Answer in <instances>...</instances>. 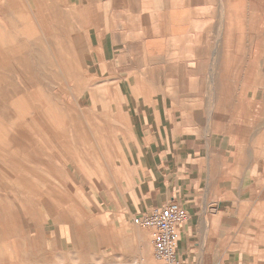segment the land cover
I'll return each instance as SVG.
<instances>
[{"label":"rangeland","instance_id":"1","mask_svg":"<svg viewBox=\"0 0 264 264\" xmlns=\"http://www.w3.org/2000/svg\"><path fill=\"white\" fill-rule=\"evenodd\" d=\"M119 1L109 41L96 1L0 0V264H163L162 170L264 146V0Z\"/></svg>","mask_w":264,"mask_h":264},{"label":"crops","instance_id":"2","mask_svg":"<svg viewBox=\"0 0 264 264\" xmlns=\"http://www.w3.org/2000/svg\"><path fill=\"white\" fill-rule=\"evenodd\" d=\"M93 1L99 3L94 8L103 9V20L95 24L104 26L94 32L102 30L103 40H117L116 26L122 20L118 23L115 10L123 11L128 6L119 0ZM232 153L230 168L237 169V176L221 174L211 179L209 166L205 172L203 164L195 162L200 156L192 161L176 158L172 167L169 163L162 170L159 182L169 194L164 205L177 200L189 211L188 220L179 229L183 264H264V146H248L247 167H242L238 152Z\"/></svg>","mask_w":264,"mask_h":264},{"label":"built area","instance_id":"3","mask_svg":"<svg viewBox=\"0 0 264 264\" xmlns=\"http://www.w3.org/2000/svg\"><path fill=\"white\" fill-rule=\"evenodd\" d=\"M189 211L177 200L161 208L132 217L136 225L152 230L154 256L163 264H183L179 255V229L188 220Z\"/></svg>","mask_w":264,"mask_h":264},{"label":"bare ground","instance_id":"4","mask_svg":"<svg viewBox=\"0 0 264 264\" xmlns=\"http://www.w3.org/2000/svg\"><path fill=\"white\" fill-rule=\"evenodd\" d=\"M147 30V29H146Z\"/></svg>","mask_w":264,"mask_h":264}]
</instances>
